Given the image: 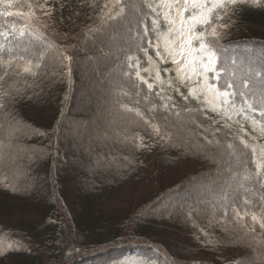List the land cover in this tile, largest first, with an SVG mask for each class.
Segmentation results:
<instances>
[{"label": "trees", "instance_id": "trees-1", "mask_svg": "<svg viewBox=\"0 0 264 264\" xmlns=\"http://www.w3.org/2000/svg\"><path fill=\"white\" fill-rule=\"evenodd\" d=\"M59 2L48 22L60 35L46 31L58 45L73 46L69 49L74 58L70 81L56 82L33 100L15 106L33 132L19 141L24 149L19 159L18 149L8 144L5 132L0 130V139L5 140L0 147L4 157L0 164V240L5 241L0 246V264H54L52 259L62 257L67 248H72L70 264H128L132 260L144 264H250L254 260L259 264L258 257L264 249L260 247L262 230L258 226L257 232L249 236H243V231L236 233L243 241H250L251 247L235 236L225 237L219 227H206L211 206L216 204L214 190L223 183L217 161L183 146H167L156 138L149 150L133 151L128 146L125 136L131 135V130L126 131L128 125L121 117L127 114L120 105L136 107L135 100L139 99L138 107L146 112V106L141 97L123 94L129 88L122 76V56L106 39L111 31L109 24L97 19L89 7H80L79 0H68L71 9L62 10ZM22 3L23 0L14 2L7 10L26 12ZM3 10L4 5H0V11ZM70 12L79 15L67 19ZM233 19L238 23L221 43L242 55L259 58L255 52H246V47L250 46V50L264 44V0L259 6L241 9ZM5 21L17 25L24 22L15 15L0 16V23ZM150 54L154 55L151 50ZM137 55L143 59L142 53ZM123 70L132 71L126 66ZM176 100L178 104L186 103L178 97ZM191 106L197 105L193 102ZM236 127L233 125L231 131L235 132ZM228 131L224 129L218 136L223 137ZM227 139L232 140V136ZM200 140L203 142L202 137ZM29 156L34 159L30 161ZM170 171L173 172L169 175ZM159 174L167 179L161 181ZM151 176L156 178L151 190L137 197L139 205L132 211H117V216L105 208L100 211L118 200L129 184L144 180L146 189ZM10 184H15L16 190L6 186ZM170 185L179 186L172 191L173 187L168 189ZM193 191L209 199V203L179 201L180 195ZM167 192L170 194L162 200L167 199L168 208H160V201L155 200ZM74 202L79 207L85 205V217L79 215L81 210L75 217ZM130 205L128 201L129 208ZM62 206L76 219L70 222ZM245 222L250 224V217ZM200 227L227 242L215 247L202 246L194 238L200 234ZM100 229L104 230L102 234H98ZM156 229L184 244L180 247L167 244L164 238L157 240V233H153ZM252 235H256L255 241L251 240ZM150 237L154 239L149 240Z\"/></svg>", "mask_w": 264, "mask_h": 264}, {"label": "snow or ice", "instance_id": "snow-or-ice-1", "mask_svg": "<svg viewBox=\"0 0 264 264\" xmlns=\"http://www.w3.org/2000/svg\"><path fill=\"white\" fill-rule=\"evenodd\" d=\"M14 2L19 0H0L5 7L0 16L15 15L24 21L20 25L0 23V130L8 144L18 149L19 159L24 150L19 141L33 132L15 106L38 97L45 87L70 81L74 58L69 54L73 46L58 45L46 31L60 35L48 22L59 0H23L21 7L26 5V12L8 11ZM261 3L79 0L80 7H89L97 19L109 24L106 39L122 56V76L129 88L123 94L145 102L146 112L138 107L139 99L135 100L136 107L120 105L127 114L121 117L128 125L126 131L131 130V135L125 136L128 146L133 151L149 150L156 138L167 146H183L217 161L223 183L214 190L216 204L206 227H219L225 237L243 241L236 233L243 231V236H249L258 226L262 230L260 247L264 249V53L255 59L240 56L236 49L221 43L237 25L233 19L237 12ZM65 7H72L68 0L59 2L61 10ZM71 15L79 12H70L67 19ZM137 53H142L143 59ZM123 66L132 71H124ZM177 97L186 103L178 104ZM193 102L196 107L191 106ZM233 125L237 126L235 132L231 131ZM224 129L229 131L219 137ZM229 135L232 140L227 139ZM4 144L0 139V147ZM3 162L0 155V164ZM6 186L16 190L15 184ZM246 217H250V224ZM199 231L203 238L200 234L194 238L204 247L227 242L205 227ZM251 240L255 241L256 235ZM243 242L252 246L250 241ZM258 260L264 264V251ZM128 264L144 262L132 260Z\"/></svg>", "mask_w": 264, "mask_h": 264}, {"label": "rangeland", "instance_id": "rangeland-1", "mask_svg": "<svg viewBox=\"0 0 264 264\" xmlns=\"http://www.w3.org/2000/svg\"><path fill=\"white\" fill-rule=\"evenodd\" d=\"M253 33H254V30H253ZM264 43V42H263ZM248 47H250V46H247L246 47V52L247 51H250V52H255L256 54H258V56L257 57H260L261 55H262V53H264V44H260V46H254V47H252V48H250V50H249V48ZM237 53L240 55V56H244V55H242V53L240 54L239 53V51H237ZM252 54V53H251ZM254 56H255V54H254ZM75 154H76V156H77V152H75ZM74 157H73V155H71V159H73ZM174 170V169H173ZM171 172H173V171H170L169 172V175L171 174ZM149 174H151V172H149ZM159 179L162 181V180H164V179H167L166 178V176H164V175H162V174H159ZM80 179H81V181H82V179L84 180V177H80ZM154 179H156L155 177H149V182L146 184V189H143V187H144V185H145V183H144V180H142V181H140L138 184H136V185H134V184H129L128 186H132V187H128V186H126L125 188H126V190H124L122 193H121V195L119 196V198H118V200L116 199V200H114V201H112L113 203H111V204H107L106 206H104L100 211H103V209L105 208V211L106 212H112V211H114V215L115 216H117V214L116 213H118L117 211H123V210H127V209H129L130 211H132V209L135 207V206H137V205H139L138 203H139V201L137 200V197H142V196H144L147 192H149L150 190H151V188H152V181L154 180ZM177 186H179V185H170V186H168V189L169 188H172L173 187V190L172 191H176L178 188H176ZM175 188V189H174ZM170 194V192H167L166 194H164L161 198H159V199H157V200H155V203H157V202H159L160 201V208H168V205H169V202H167V199L166 200H162L163 199V197L164 196H166V195H169ZM187 193H185V195H180V198H179V201L181 202L182 200H188L189 201V203H192V202H196V203H199V202H201V203H209V199H204V198H202V196L200 197L199 195H198V193H196V192H191L189 195H186ZM131 202L132 203V205H130V207L131 208H129L128 206H127V202ZM178 201V202H179ZM119 203V204H118ZM123 204V205H122ZM77 205V202H74V205H72V208H73V213H74V215L76 214V218H77V213H79L80 211L79 210H81L82 211V213H80L79 215H83L84 217H85V215L87 214V211H86V207H85V205H81V207H82V209H81V207H79V206H76ZM210 205V204H209ZM111 206V207H110ZM128 207V208H127ZM211 208H212V206H211ZM61 210H63V211H65V213H66V215L68 216V218L70 219V222H72V220L73 219H76L75 217H74V215H72L71 213L69 214L68 212H67V209H66V207H64V206H62L61 207ZM98 210V209H97ZM121 211V212H122ZM128 212V211H127ZM81 217V216H80ZM83 218V217H82ZM79 223H81L82 221H78ZM84 222H85V220H84ZM112 222H114V221H112ZM111 227V226H110ZM104 232V230L103 229H100V230H98V234H102ZM153 233L155 234V233H157V235H156V237L155 238H158L157 240H162L163 238L165 239V242L167 243V244H170V245H175V246H180V247H182V244H184L183 242H181V243H177V242H174L175 240H173V238L168 234V233H165V232H159V230L158 229H156V231H153ZM159 233H165L163 236H161V235H159ZM157 236H159V237H157ZM154 238H152V237H150V239L149 240H153ZM146 242H148V243H152V241H146ZM3 245H5V241H3V240H0V246H3ZM66 248V247H65ZM71 249L72 248H67L66 250L64 249V252H63V255H62V257H55V258H53L52 259V262L54 263V264H70L71 263V259H72V257H73V255L71 254ZM234 251H237V250H234ZM239 252V251H238ZM84 253V252H83ZM83 253H82V255H83ZM241 253V252H240ZM239 256V255H238ZM241 256V255H240ZM90 264H93L92 262L90 263Z\"/></svg>", "mask_w": 264, "mask_h": 264}]
</instances>
